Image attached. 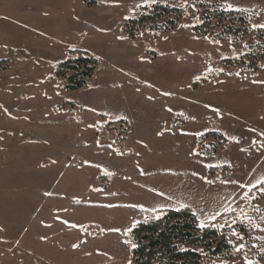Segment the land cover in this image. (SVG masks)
Listing matches in <instances>:
<instances>
[{"label":"rangeland","instance_id":"374dc122","mask_svg":"<svg viewBox=\"0 0 264 264\" xmlns=\"http://www.w3.org/2000/svg\"><path fill=\"white\" fill-rule=\"evenodd\" d=\"M186 209L264 264V0H0V264H133Z\"/></svg>","mask_w":264,"mask_h":264},{"label":"trees","instance_id":"16d2710c","mask_svg":"<svg viewBox=\"0 0 264 264\" xmlns=\"http://www.w3.org/2000/svg\"><path fill=\"white\" fill-rule=\"evenodd\" d=\"M159 10H163L164 13L168 11L157 8V13ZM214 12L221 18L229 16L216 8ZM164 13L156 14L155 18L165 16ZM234 18L246 22L243 17L234 16ZM171 26L174 28L175 23L173 22ZM240 31L241 28H235L231 32L237 37ZM227 35L231 36V33L223 31L216 38ZM262 48V45L257 47L256 53L251 54L254 59L253 67ZM97 63V59L85 53L81 58L62 64L57 70V75L66 78V88H83L94 74ZM70 71L74 73L70 74ZM219 235V230L201 228L196 216L190 210H169L157 219L139 223L132 230L130 237L133 244L132 262L133 264H202L205 253L218 257L229 250L230 246L225 239L219 240Z\"/></svg>","mask_w":264,"mask_h":264},{"label":"snow or ice","instance_id":"6c2138e0","mask_svg":"<svg viewBox=\"0 0 264 264\" xmlns=\"http://www.w3.org/2000/svg\"><path fill=\"white\" fill-rule=\"evenodd\" d=\"M201 227H203V224H201Z\"/></svg>","mask_w":264,"mask_h":264}]
</instances>
